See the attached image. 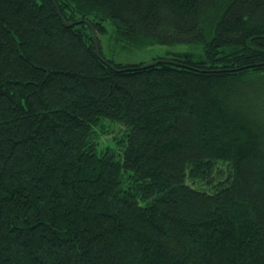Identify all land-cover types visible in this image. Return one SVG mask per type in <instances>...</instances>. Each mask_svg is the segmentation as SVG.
I'll return each mask as SVG.
<instances>
[{"label": "trees", "instance_id": "1", "mask_svg": "<svg viewBox=\"0 0 264 264\" xmlns=\"http://www.w3.org/2000/svg\"><path fill=\"white\" fill-rule=\"evenodd\" d=\"M56 3L0 0V264H264V0Z\"/></svg>", "mask_w": 264, "mask_h": 264}, {"label": "rangeland", "instance_id": "2", "mask_svg": "<svg viewBox=\"0 0 264 264\" xmlns=\"http://www.w3.org/2000/svg\"><path fill=\"white\" fill-rule=\"evenodd\" d=\"M103 49L106 56L113 59L117 63H150L153 61L154 57L157 56H172L176 52H188L193 51L198 53L201 49L198 44H188L180 43L174 45L167 44H154L151 46H146L142 48L133 49H122V48H112L108 42L105 35L101 36ZM114 141H111L113 143ZM106 142H102L101 146ZM205 186V185H203Z\"/></svg>", "mask_w": 264, "mask_h": 264}, {"label": "water", "instance_id": "3", "mask_svg": "<svg viewBox=\"0 0 264 264\" xmlns=\"http://www.w3.org/2000/svg\"><path fill=\"white\" fill-rule=\"evenodd\" d=\"M53 1H54L55 4H57V3H56V0H53ZM80 22H86V23L92 25V24L90 23L89 20H79V21H75V22H73V23H69L68 25H72V24H74V23L77 24V23H80ZM92 28H93V31H94V38H95V42H96V52H97L98 56H99L101 59H103V61H105L107 64H109L110 66H112L114 69H117L113 64H111L110 62H107V61L102 57L101 52H100L99 40H98V32H97V30H96L93 26H92ZM167 61H170V60H167V59H158V60H156V61H153V62H151V63H149V64L144 65L143 67H145V66L148 67V66H151V65H156V64H158V63H160V62H167Z\"/></svg>", "mask_w": 264, "mask_h": 264}]
</instances>
